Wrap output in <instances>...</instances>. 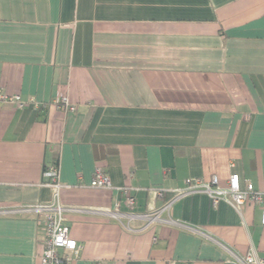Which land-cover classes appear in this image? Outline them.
<instances>
[{
    "label": "crops",
    "instance_id": "1",
    "mask_svg": "<svg viewBox=\"0 0 264 264\" xmlns=\"http://www.w3.org/2000/svg\"><path fill=\"white\" fill-rule=\"evenodd\" d=\"M0 206L159 210L187 179L264 192V0H0ZM96 168L109 190L90 188ZM135 200L126 205L122 189ZM159 192L163 193L159 197ZM186 227L66 213L71 264H235L264 255L259 206L174 202ZM41 218L0 217V264H39ZM225 248H223L222 246Z\"/></svg>",
    "mask_w": 264,
    "mask_h": 264
},
{
    "label": "built area",
    "instance_id": "2",
    "mask_svg": "<svg viewBox=\"0 0 264 264\" xmlns=\"http://www.w3.org/2000/svg\"><path fill=\"white\" fill-rule=\"evenodd\" d=\"M15 104L18 108L32 105L37 109H44L48 105H56L64 111L73 112L75 106L71 105L67 97L54 100L48 104L36 103L33 99L28 102H22L19 95L9 96L0 92V105ZM44 178L47 179L45 186L52 190V199L48 203L37 204H20L13 206H0V217H37L41 218L44 223L42 234V252L38 256L39 264H71L78 256L80 246L69 236V229L65 225L66 213H87L102 216L107 219L115 220L119 223L126 222V228L132 221H140L144 226L139 231H145L155 224H164L169 226H179L189 228L191 231L200 233L204 237H208L197 229L185 226L173 220L170 216V208L177 200L191 196L194 194H205L211 201L213 207L220 202L225 203L237 213L241 211V207L246 203L259 206L260 224L264 227V192L255 190L252 185L247 184L241 187L239 176L232 174L229 176L224 187L219 186L217 177L213 176L209 182H203L197 179H187L185 187L176 189L175 196L166 202L159 210L145 212L142 214L122 213L119 205L115 204L113 210H81L77 208H65L60 203L59 191L62 187L59 183L58 169L50 166L44 170ZM90 188L109 190L112 188L110 179L106 173L100 168H96L90 182ZM122 194L126 197V205L129 210L135 206V200L130 196L129 189H122ZM163 193L159 192V197ZM220 246H222L220 244ZM225 248L224 246H222ZM235 264H264V255L259 256L256 251L250 249L243 256L232 254Z\"/></svg>",
    "mask_w": 264,
    "mask_h": 264
}]
</instances>
